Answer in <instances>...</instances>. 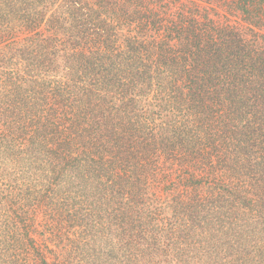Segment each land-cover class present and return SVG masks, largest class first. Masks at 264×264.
Segmentation results:
<instances>
[{
    "label": "trees",
    "instance_id": "obj_1",
    "mask_svg": "<svg viewBox=\"0 0 264 264\" xmlns=\"http://www.w3.org/2000/svg\"><path fill=\"white\" fill-rule=\"evenodd\" d=\"M0 264H264V0H0Z\"/></svg>",
    "mask_w": 264,
    "mask_h": 264
}]
</instances>
